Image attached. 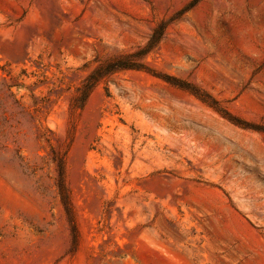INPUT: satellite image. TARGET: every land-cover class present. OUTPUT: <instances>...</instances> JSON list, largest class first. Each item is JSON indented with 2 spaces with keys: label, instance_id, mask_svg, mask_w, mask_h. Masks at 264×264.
<instances>
[{
  "label": "rangeland",
  "instance_id": "obj_1",
  "mask_svg": "<svg viewBox=\"0 0 264 264\" xmlns=\"http://www.w3.org/2000/svg\"><path fill=\"white\" fill-rule=\"evenodd\" d=\"M0 264H264V0H0Z\"/></svg>",
  "mask_w": 264,
  "mask_h": 264
},
{
  "label": "trees",
  "instance_id": "obj_2",
  "mask_svg": "<svg viewBox=\"0 0 264 264\" xmlns=\"http://www.w3.org/2000/svg\"><path fill=\"white\" fill-rule=\"evenodd\" d=\"M163 31V27L161 28H154L150 37L148 38L146 44L139 48L138 51L133 52V53H128L126 54V56H133V57H142L144 55H146L153 47L154 45L158 42L161 34ZM135 53L137 55H135ZM129 63H119L117 65H113L112 68L116 69V68H136L139 69L141 67H139L138 65H135L134 63H131V61H127ZM181 88H184L188 91H190L192 94H194L196 97L200 98L202 101H205V99H203L202 95L193 87H191L190 85H178ZM63 165H64V160L63 158H59L57 160L56 166H57V186H58V190L61 194H63V196L66 198V190L64 187V181H63ZM66 203V201H64Z\"/></svg>",
  "mask_w": 264,
  "mask_h": 264
}]
</instances>
